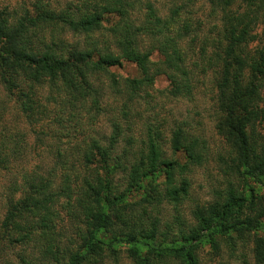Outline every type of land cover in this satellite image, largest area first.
<instances>
[{
  "label": "trees",
  "instance_id": "trees-1",
  "mask_svg": "<svg viewBox=\"0 0 264 264\" xmlns=\"http://www.w3.org/2000/svg\"><path fill=\"white\" fill-rule=\"evenodd\" d=\"M98 1L99 4H92L98 6L97 12L80 18L42 11L34 17L26 14L24 17H11L8 21L0 13V87L27 117L34 112L32 97L36 89L45 86L48 88L47 100L61 111L68 108V117H73L86 97L93 93L88 77L94 72L104 73L109 68L120 67L124 62L135 66L138 77L123 79L124 92L117 90L113 78L110 81L109 87L115 94L125 96L128 101L120 109L122 115H125V106L132 101L134 93L144 92V88L151 86L158 75L167 81L169 96L175 98L189 94V72L179 46V39L185 36V27L171 34L167 24L147 4L145 25L135 29L125 12V6L130 4H122L120 0ZM222 1L229 5L235 0ZM237 1L255 7L239 14L230 9L233 6H226L228 9L221 13L225 21L217 34L215 46L220 52L217 54L220 77L216 85L215 106L222 115L225 137L231 143L235 157L243 163L240 189L229 188L205 210L192 212L194 226L185 232L178 229L177 238L168 244L154 242L156 222L149 223L148 228L143 227L140 222L143 210L135 215L134 207L139 202L158 198L176 202L186 195L187 182L182 174L201 162L202 151L197 139L186 136L180 129L172 132L171 151L181 152L183 163L163 159L156 142L150 137L146 141L145 153L137 151L129 159L126 147L119 153L111 149L121 134L113 125L106 148L91 140L78 154L80 165L85 168L79 183L71 186L69 176L62 174L57 185H53V175L28 173L23 168L14 170L21 151L15 136L4 130V124L0 130V171L6 174L7 181L0 185L4 207L0 219L1 235L6 234L9 240L18 243L33 240V236L45 239V231L52 228L55 217L53 198L61 197L68 213L73 215L74 208L75 212L78 209L84 234L78 251L68 254L64 263H59L61 258L53 256L56 264H98L96 259L104 249L113 252L116 247H125L133 264H150L149 256L156 261L168 259L177 264H199L196 253L203 243L216 248V239L221 238L232 247L235 240L247 238L253 232L254 264H264V235L255 234L256 231H264V196L246 179V176L254 178L255 174L252 164H247L249 148L244 132L250 122L264 120V107L261 106L264 96H260L264 89V29L254 33L258 17L264 19V0ZM175 15L176 10H173L171 17ZM52 19L73 33L96 30L101 21L106 22L109 24L107 44L112 49L104 46L106 43L98 48L92 47L95 59L91 52L77 50L67 51L66 56H62L57 46H64L61 41L57 45L51 44L53 49L47 46L42 50L36 49L31 36L34 33L37 36L41 26ZM139 33L146 37L149 48L140 46L137 41ZM153 51L157 54L160 68L151 73L148 65L152 64L149 57ZM242 72L246 73L247 80L239 85L237 79ZM3 111L1 108V115ZM261 164H264V158ZM15 172H19L18 179ZM117 175L119 177L116 178ZM175 176L180 180L176 182ZM258 176L262 175L259 173ZM160 177L162 181L157 182ZM256 180L259 185H264L260 178ZM161 185L163 187L159 190ZM51 187L57 192L51 191ZM135 197L138 200L133 201ZM21 262L24 263V258Z\"/></svg>",
  "mask_w": 264,
  "mask_h": 264
},
{
  "label": "rangeland",
  "instance_id": "rangeland-1",
  "mask_svg": "<svg viewBox=\"0 0 264 264\" xmlns=\"http://www.w3.org/2000/svg\"><path fill=\"white\" fill-rule=\"evenodd\" d=\"M120 1L122 4H130L125 6V12L135 29L145 25L147 4L152 7L154 14L167 24L171 34L176 33L178 28L185 27V36L179 39V46L184 66L189 72V94L175 98L169 96L167 81L164 76L158 75L154 77L151 86L144 88V92L138 91V95L134 93L132 101L125 106V115H122L120 109L128 101L125 96L115 94L109 87L110 81L113 78L118 86L117 90L124 92L123 79L138 77L135 66L124 62L120 67L109 68L104 73L94 72L88 77L90 91L93 93L86 97L82 107L71 118L68 117V108L61 111L58 106L47 100L46 86L36 89L32 97L35 102L34 112L28 114V117L26 113L19 111L0 87V109L4 110V114H0V130L5 124L4 130L7 134L15 136L17 147L21 151L14 166L15 171L23 168V171L28 173L53 175V185H57L58 178L66 174L71 186L79 183L80 176L85 173L78 154L91 140L106 148L113 125L121 134L116 146L111 149L119 153L121 148L126 147L129 150V159L136 155L137 151L145 153L146 141L150 137L156 142L163 159L183 163L182 153L171 151L172 132L180 129L186 136L197 139L202 151L201 162L182 174L187 182L186 195L176 202L162 198L146 203L139 202L133 210L135 215L143 210L140 215L143 227L148 228L149 223L156 222L154 242L163 241L168 244L177 238L178 229L185 232L194 226L192 212L205 210L229 188H241L243 163L235 157L231 143L225 137L222 115L215 106L216 85L220 77L217 56L220 52L215 46L217 34L225 21L222 20L221 13L228 9L226 6H233L230 9L240 14L252 11L255 5H245L237 0L230 1L229 5H225L222 0ZM92 4H99V1L0 0V13L8 21L11 17H24L26 14L34 17L37 12L40 14L42 11H50L55 15L65 13L80 18L97 12L98 6ZM173 10H176V15L171 17ZM258 15L261 16L260 12ZM262 18L258 17L254 33L264 29ZM108 26L109 24L101 21V26L96 30L73 33L61 22L52 19L41 26V32L37 36L33 32L31 40H34V46L39 50L44 49V46L53 49L51 44L57 45V42L61 41L64 46H57L62 56H66L67 51L77 50L91 52L95 59L96 53L91 51L92 47L98 48L105 43L104 46H110L107 44ZM137 41L143 48L150 47L146 37L140 33ZM110 48L112 49L111 46ZM157 58L156 52L153 51L149 57L152 64L148 65L151 73L160 68ZM237 80L239 85H243L247 80L246 73L242 72ZM260 96H264V89L260 91ZM261 106L264 107V97ZM244 132L249 148L247 164H252L255 174L254 178L246 176V179L264 196V185H259L256 180L258 177L264 184V164H261V159L264 158V120L250 122L245 126ZM259 173L261 177L258 176ZM14 176L18 179L19 172H15ZM179 178L175 176L174 180L177 182ZM6 181V174L0 171V185L6 184ZM161 181L162 177L157 179V182ZM162 187L161 185L158 189L161 190ZM52 190L55 188L51 187ZM136 200L138 197L133 199ZM52 208L55 216L53 226L45 231V239L33 236V240L18 243L13 239L9 240L6 234L1 235L0 232V264H56L53 256L61 258L59 263H64L68 254L78 251L81 236L84 234L82 216L78 209L75 212L74 208L73 215L68 213L61 197L53 198ZM3 211L0 198V219ZM252 234L242 240H235L232 247L227 246L221 238L216 239V248L203 243L196 253L198 263L254 264ZM255 234L264 235V231H256ZM142 252L144 253V250ZM149 257V263L152 262L150 264H177L168 259L156 261ZM22 258L24 263L21 262ZM97 259L98 264H133V259L127 254L125 247H116L113 252L104 249Z\"/></svg>",
  "mask_w": 264,
  "mask_h": 264
}]
</instances>
